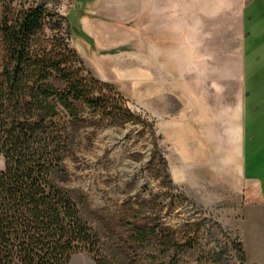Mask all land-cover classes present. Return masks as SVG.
Returning <instances> with one entry per match:
<instances>
[{
  "label": "trees",
  "instance_id": "1",
  "mask_svg": "<svg viewBox=\"0 0 264 264\" xmlns=\"http://www.w3.org/2000/svg\"><path fill=\"white\" fill-rule=\"evenodd\" d=\"M72 38L68 17L50 1L0 0V264H71L82 252L96 264H111L83 217L81 193L65 186V162L81 128L98 125L96 119L135 124L142 115L87 71ZM154 154L176 189L157 144ZM129 241L151 249L150 264H176L187 245L161 225L135 226ZM233 250L245 264L239 239ZM224 257L221 250L212 259L221 263Z\"/></svg>",
  "mask_w": 264,
  "mask_h": 264
},
{
  "label": "crops",
  "instance_id": "2",
  "mask_svg": "<svg viewBox=\"0 0 264 264\" xmlns=\"http://www.w3.org/2000/svg\"><path fill=\"white\" fill-rule=\"evenodd\" d=\"M129 1L128 21L134 20L133 8L140 9V61L129 52L128 69L118 83L97 78L154 123L176 188L199 206L219 211L220 224L242 242L247 264H264V116L248 93L246 67L237 84H231L224 68L215 77V36L212 29L198 34V20L192 16L196 0ZM213 1L207 2L212 10ZM237 2L252 13L239 53L245 61H259L264 53V0ZM120 10L111 14L117 25L127 22L117 14ZM210 20L213 28V16ZM217 42L221 58H226L229 40L223 35ZM259 87H254V99L264 90Z\"/></svg>",
  "mask_w": 264,
  "mask_h": 264
},
{
  "label": "rangeland",
  "instance_id": "3",
  "mask_svg": "<svg viewBox=\"0 0 264 264\" xmlns=\"http://www.w3.org/2000/svg\"><path fill=\"white\" fill-rule=\"evenodd\" d=\"M21 1L24 0L17 3ZM48 1L51 8L68 17L73 28L71 48L96 78L98 75L103 81L116 83L128 69L125 65L129 64L126 58L129 52H134L140 61L142 20L140 9L135 7L134 20L128 21L132 13L126 14L128 4H132L129 0ZM207 2L196 0L197 11L192 16L198 20L199 35L211 33L212 29L215 36V77H221L224 68V72H230L231 84H237L238 74L246 67L250 79L248 93H252L253 105L258 104L264 116V90L261 89L258 98L253 97L256 84L264 87V53L259 61H245L239 53L244 34L251 28L248 18L252 13L242 11L237 0L230 3L214 0L213 10ZM182 4L184 8V2ZM117 10L127 22L117 25L112 21L111 14ZM101 15L110 16V20ZM67 28L69 31V23ZM223 35L230 47V53L224 54L226 58H221L222 53L218 52L221 44L217 41ZM113 93L118 95L119 92ZM132 111L142 115L140 122L122 125L96 119L100 121L98 125L81 128L65 162L70 174L65 186L81 193L83 217L100 238L102 256L111 264H135L136 261L150 264L147 259L151 249L132 244L129 237L135 226L161 225L177 231L179 243L187 244L183 253L174 259L176 264H243L233 250L237 236L220 224L219 211L207 210L185 197L179 189L169 187L159 157L155 159L156 144L164 156L165 153L154 123L140 111ZM90 114V111L85 112L87 116ZM3 168L0 160V171ZM221 250L225 257L221 263H215L212 256ZM71 264L96 263L91 255L82 252L74 256Z\"/></svg>",
  "mask_w": 264,
  "mask_h": 264
}]
</instances>
